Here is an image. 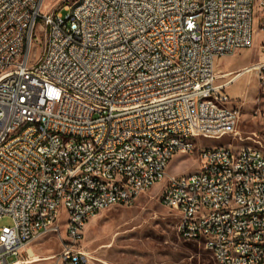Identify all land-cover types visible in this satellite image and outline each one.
<instances>
[{"label": "built area", "instance_id": "2783aa9c", "mask_svg": "<svg viewBox=\"0 0 264 264\" xmlns=\"http://www.w3.org/2000/svg\"><path fill=\"white\" fill-rule=\"evenodd\" d=\"M43 2L0 0V219L12 220L0 264L52 232L51 264H88L78 245L87 221L158 183L178 235L213 264H264V146L196 143L236 124L215 60L253 47L264 0H78L79 11L42 12ZM257 48L236 74L255 75L264 117V34ZM175 154L197 168L167 173Z\"/></svg>", "mask_w": 264, "mask_h": 264}, {"label": "rangeland", "instance_id": "374dc122", "mask_svg": "<svg viewBox=\"0 0 264 264\" xmlns=\"http://www.w3.org/2000/svg\"><path fill=\"white\" fill-rule=\"evenodd\" d=\"M78 0H44L42 12L59 7H73ZM62 17L70 14L63 10ZM41 23L38 19L35 34L40 36V43L34 50V58L41 53L43 37ZM264 32L258 28L254 17L252 23L253 47L237 51L236 57L228 62L222 57L215 60L216 84L230 79L235 71L259 57L258 43ZM250 74V75H249ZM230 104L239 108V117L229 134L219 139L196 138L198 145H222L232 149L249 145L262 148L264 146V117L258 114L261 109L258 97L262 94L251 72L235 78L225 87ZM260 142V143H259ZM197 168L193 157L175 154L166 165L169 174L192 172ZM161 184H154L139 194L129 206L115 205L99 211L85 224L78 245L86 252L88 264H213L211 254L203 245L195 241L182 239L176 230V214L162 206L158 194ZM10 217L0 219V228L10 226ZM61 237L65 238L62 231ZM61 248L59 234L48 233L29 244L28 253L33 252L41 260L22 264H51ZM26 251L18 256L8 255L7 262L31 261Z\"/></svg>", "mask_w": 264, "mask_h": 264}, {"label": "bare ground", "instance_id": "6f19581e", "mask_svg": "<svg viewBox=\"0 0 264 264\" xmlns=\"http://www.w3.org/2000/svg\"><path fill=\"white\" fill-rule=\"evenodd\" d=\"M72 11H79V3L71 7ZM228 75V74H227ZM220 76H224L220 74ZM238 76H233L232 80ZM239 109V108H234ZM164 142H173V134H166L164 135ZM253 171H260V164H253ZM261 216H264V209H261ZM237 223H250V215H238L237 216ZM30 255L32 257L31 261H17L15 260L12 264H22V263H29L41 260L40 258L36 257L33 252L30 251Z\"/></svg>", "mask_w": 264, "mask_h": 264}, {"label": "crops", "instance_id": "0c3cea01", "mask_svg": "<svg viewBox=\"0 0 264 264\" xmlns=\"http://www.w3.org/2000/svg\"><path fill=\"white\" fill-rule=\"evenodd\" d=\"M250 49H251V48H250ZM250 49H249V50H250ZM235 57H236V55L233 54V55H231V56H224V57H222V59H225V60H227L228 62H230V61H232ZM259 57H260V56H259ZM259 57H258V58H259ZM258 58H257V59H258ZM257 59H256V60H257ZM254 61H255V60L250 61L249 63H246V64H244V65L241 66V67H238V69L235 70V71H231V72L229 71V72L223 73V75H225V74L227 75V74H230V73L234 72V75H233V76H235V75H236V76H241V75H243V74H245V73H242V74H236V73H237L239 70H241L243 67L249 66V65L252 64ZM249 75H250V74H249ZM251 75H252V73H251ZM233 76H232V77H233ZM253 76H254V78H255V80H256V77H255L254 74H253ZM232 77L230 78L231 81L234 80V79L232 80ZM236 78H237V77H236ZM231 81H230V83H231ZM227 85H228V84H227Z\"/></svg>", "mask_w": 264, "mask_h": 264}]
</instances>
